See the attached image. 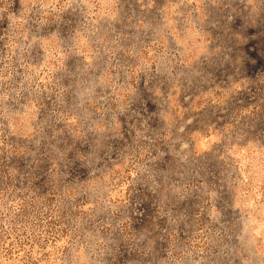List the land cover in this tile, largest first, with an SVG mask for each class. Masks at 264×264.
<instances>
[{
    "label": "rangeland",
    "instance_id": "1",
    "mask_svg": "<svg viewBox=\"0 0 264 264\" xmlns=\"http://www.w3.org/2000/svg\"><path fill=\"white\" fill-rule=\"evenodd\" d=\"M0 264H264V0H0Z\"/></svg>",
    "mask_w": 264,
    "mask_h": 264
}]
</instances>
